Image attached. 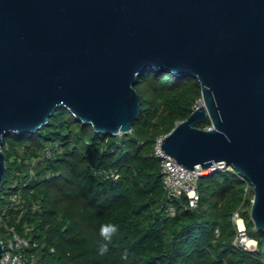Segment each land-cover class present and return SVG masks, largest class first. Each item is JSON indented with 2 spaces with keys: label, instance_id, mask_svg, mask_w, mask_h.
Wrapping results in <instances>:
<instances>
[{
  "label": "water",
  "instance_id": "1",
  "mask_svg": "<svg viewBox=\"0 0 264 264\" xmlns=\"http://www.w3.org/2000/svg\"><path fill=\"white\" fill-rule=\"evenodd\" d=\"M147 69L201 85L161 151L188 170L233 166L264 232V0H0V189L3 138L37 131L58 108L95 132H130ZM206 119L211 129L196 127Z\"/></svg>",
  "mask_w": 264,
  "mask_h": 264
},
{
  "label": "trees",
  "instance_id": "2",
  "mask_svg": "<svg viewBox=\"0 0 264 264\" xmlns=\"http://www.w3.org/2000/svg\"><path fill=\"white\" fill-rule=\"evenodd\" d=\"M133 86L140 112L128 133L95 132L58 108L37 131L3 138L0 238L7 236L4 222L28 238L32 264H264V232L250 219L253 190L246 193L235 174L202 175L197 207L189 208L182 195L171 202L175 215L166 212L170 201L154 144L194 111L202 98L198 79L147 69ZM210 125L206 119L196 127ZM47 148L51 156L37 159ZM236 210L257 241L255 252L232 246ZM106 223L118 225V232L101 256L100 228Z\"/></svg>",
  "mask_w": 264,
  "mask_h": 264
},
{
  "label": "built area",
  "instance_id": "3",
  "mask_svg": "<svg viewBox=\"0 0 264 264\" xmlns=\"http://www.w3.org/2000/svg\"><path fill=\"white\" fill-rule=\"evenodd\" d=\"M211 125L206 129H211ZM119 133L117 135H121ZM164 136L157 137L153 154L160 160L161 174H162V183L166 191L167 199L170 203L166 207V212L170 216H174L176 211L171 203L172 201L179 200L182 195H185L188 200L189 208H196L199 201L198 194V181L199 178L204 175L202 172L207 171L206 174H213L219 171H226L232 174H235L240 180L245 184V192L252 189L250 182L240 174L233 166L227 165L224 162L214 163L209 168H200L196 166L193 170H188L181 165H179L171 156L163 153L161 151V142L163 141ZM51 156L50 148H47L43 155L39 158H49ZM36 159H33L29 168V174H33V165ZM101 174L107 178L116 179L117 175L114 173L101 172ZM15 205L20 206L21 197L16 195ZM254 201V196L250 200L251 205ZM2 220V219H1ZM3 221V220H2ZM231 221L235 227V237L232 241V246L243 252H255L257 250V241L250 238L246 231V225L244 219L241 217L239 210H236L232 216ZM4 228L7 231V236L2 239V253L0 256V264H32L33 260H29L26 256L27 249L30 247L29 239L21 235L14 228L9 227L6 222H4ZM28 231V230H26Z\"/></svg>",
  "mask_w": 264,
  "mask_h": 264
},
{
  "label": "clouds",
  "instance_id": "4",
  "mask_svg": "<svg viewBox=\"0 0 264 264\" xmlns=\"http://www.w3.org/2000/svg\"><path fill=\"white\" fill-rule=\"evenodd\" d=\"M118 232V225L113 223L103 224L100 228V236L104 243H101L98 248V252L101 256L107 254L109 251V244L112 241V237ZM126 253L122 255V258H126Z\"/></svg>",
  "mask_w": 264,
  "mask_h": 264
},
{
  "label": "rangeland",
  "instance_id": "5",
  "mask_svg": "<svg viewBox=\"0 0 264 264\" xmlns=\"http://www.w3.org/2000/svg\"><path fill=\"white\" fill-rule=\"evenodd\" d=\"M198 104V103H197ZM207 173V171L206 170H204L203 172H202V174H206ZM255 229V228H254ZM256 230V229H255ZM4 234L3 235H7V231L6 230H4V232H3Z\"/></svg>",
  "mask_w": 264,
  "mask_h": 264
},
{
  "label": "bare ground",
  "instance_id": "6",
  "mask_svg": "<svg viewBox=\"0 0 264 264\" xmlns=\"http://www.w3.org/2000/svg\"><path fill=\"white\" fill-rule=\"evenodd\" d=\"M200 105H203V102H200Z\"/></svg>",
  "mask_w": 264,
  "mask_h": 264
}]
</instances>
